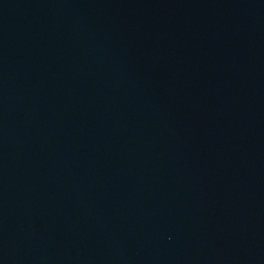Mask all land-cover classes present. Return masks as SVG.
Returning a JSON list of instances; mask_svg holds the SVG:
<instances>
[{
  "label": "water",
  "instance_id": "95a60500",
  "mask_svg": "<svg viewBox=\"0 0 264 264\" xmlns=\"http://www.w3.org/2000/svg\"><path fill=\"white\" fill-rule=\"evenodd\" d=\"M0 264H264V0H0Z\"/></svg>",
  "mask_w": 264,
  "mask_h": 264
}]
</instances>
